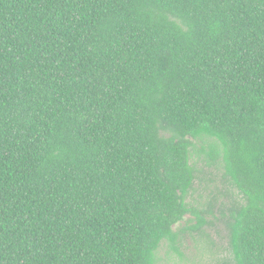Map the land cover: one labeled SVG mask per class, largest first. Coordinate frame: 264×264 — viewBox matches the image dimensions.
Wrapping results in <instances>:
<instances>
[{
	"label": "trees",
	"instance_id": "obj_1",
	"mask_svg": "<svg viewBox=\"0 0 264 264\" xmlns=\"http://www.w3.org/2000/svg\"><path fill=\"white\" fill-rule=\"evenodd\" d=\"M215 222L214 264H264V0H0V264L181 261Z\"/></svg>",
	"mask_w": 264,
	"mask_h": 264
},
{
	"label": "rangeland",
	"instance_id": "obj_2",
	"mask_svg": "<svg viewBox=\"0 0 264 264\" xmlns=\"http://www.w3.org/2000/svg\"><path fill=\"white\" fill-rule=\"evenodd\" d=\"M203 187L204 183L197 182L195 184V192L187 200L198 210L204 208L208 192L210 190L213 191L211 185L208 186V190H204ZM189 219H191V216H187L182 223L175 225L173 230L176 231L193 226L195 221L191 220L188 223ZM215 223L217 224V228H209L206 226L202 229L204 233L209 235V239L212 240V246H209L205 241L206 239L199 237L197 233H187L179 238L177 247L179 253L183 255L181 261L169 250L168 243L164 242L159 248L158 253L161 259L165 260L163 264H170V262L167 263L166 257L175 262L174 264H214L218 259L224 257L226 255V240L223 238L224 233L221 230L223 226L219 222ZM216 232H219V235Z\"/></svg>",
	"mask_w": 264,
	"mask_h": 264
}]
</instances>
